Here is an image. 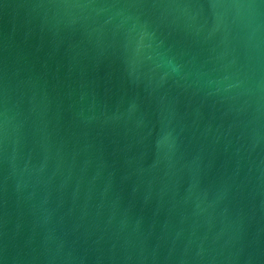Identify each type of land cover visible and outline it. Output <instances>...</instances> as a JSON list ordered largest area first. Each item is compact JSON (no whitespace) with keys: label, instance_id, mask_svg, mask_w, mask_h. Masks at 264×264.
Masks as SVG:
<instances>
[{"label":"water","instance_id":"1","mask_svg":"<svg viewBox=\"0 0 264 264\" xmlns=\"http://www.w3.org/2000/svg\"><path fill=\"white\" fill-rule=\"evenodd\" d=\"M0 264H264V0H0Z\"/></svg>","mask_w":264,"mask_h":264}]
</instances>
